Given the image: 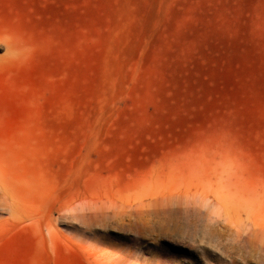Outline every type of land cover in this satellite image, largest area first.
I'll return each mask as SVG.
<instances>
[{"label":"rangeland","instance_id":"374dc122","mask_svg":"<svg viewBox=\"0 0 264 264\" xmlns=\"http://www.w3.org/2000/svg\"><path fill=\"white\" fill-rule=\"evenodd\" d=\"M0 264H264V0H0Z\"/></svg>","mask_w":264,"mask_h":264}]
</instances>
